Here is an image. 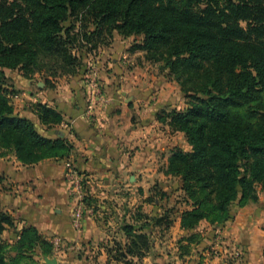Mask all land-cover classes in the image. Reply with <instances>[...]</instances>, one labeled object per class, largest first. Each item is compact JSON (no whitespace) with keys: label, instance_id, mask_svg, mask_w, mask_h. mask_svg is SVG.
<instances>
[{"label":"crops","instance_id":"crops-1","mask_svg":"<svg viewBox=\"0 0 264 264\" xmlns=\"http://www.w3.org/2000/svg\"><path fill=\"white\" fill-rule=\"evenodd\" d=\"M128 40L114 34L92 61L102 87L99 99L91 95L85 78L69 74L58 81L52 77V87L39 80L19 84L25 94L17 111L31 114L45 127L44 136H62L71 144L69 159L87 176L93 205L81 228L74 229L75 201L68 194L64 160L49 157L24 164L11 152L0 155V211L13 219L1 239L9 248L19 230L28 226L48 244L58 239L61 251L40 255L39 264L44 256H56L58 264H264L263 195L238 207L221 226L202 220L195 228L184 229L181 209L172 214L168 228L151 225L142 231H149L150 248L141 257L125 253L114 259L108 254L114 243L125 248L131 244L125 223L165 215L154 189L168 195L171 179H179L166 170L180 132L157 119L161 109L175 107L173 99L164 97V84H142L144 69L129 55ZM35 102L51 105L62 121L50 127L40 123L31 112ZM66 122L70 129L62 127ZM191 234L194 240L187 239Z\"/></svg>","mask_w":264,"mask_h":264},{"label":"trees","instance_id":"trees-1","mask_svg":"<svg viewBox=\"0 0 264 264\" xmlns=\"http://www.w3.org/2000/svg\"><path fill=\"white\" fill-rule=\"evenodd\" d=\"M73 16L70 25L64 26L63 23ZM78 21L83 23V28H88L87 23L92 24L88 33L98 37L105 29L110 39L112 30L124 37L141 33L142 48L158 51L160 56L166 54L168 68L174 72L179 67L182 72L184 68L195 69L199 78L206 81L200 86L199 93L207 98L196 97L197 103L186 110L170 109L169 112L172 129L182 130L192 146L189 152L173 148L166 170L180 178L185 201L191 203H187L190 208L180 214L182 228L193 229L202 220L221 226L233 216L232 203L241 207L257 201L254 184L260 183L264 189V0H0V66H8L4 61L10 60L1 58L5 59L11 52L32 51L30 37L37 31L36 44L48 41L52 46V58H61L62 47L75 40V34L71 40L69 32ZM62 33H66L64 38ZM100 39L104 37L100 36ZM97 46L92 43L91 49ZM16 57L18 59L11 60V65L23 67L29 64L30 58ZM59 68L65 73H74L65 68V63L59 64ZM230 105H247L250 109L248 117L258 119L259 136L242 133L232 136L216 129L209 133L204 131L205 142L199 144L194 126L196 117L218 114V120H221L230 114L239 119ZM35 106L40 123L50 127L62 121L61 113L51 105L40 103ZM5 115V111L0 112V124L14 122L25 128L22 134L25 139H32L33 151L21 136L4 132L0 137L3 141L0 153L3 154L2 148L12 150L24 164L49 157L69 159L72 146L62 136L39 135L29 120L19 116L6 118ZM173 120L181 121L177 126L179 129L172 124ZM202 161L212 164L224 186L215 200L207 203L203 202L206 198L195 192V186L200 184L201 190L206 186V183L202 184L204 178L194 169ZM85 202L92 205L89 196ZM169 213L140 224L125 223L123 229L131 244L125 248L114 243L107 249L108 254L114 259L125 253L144 255L150 248V236L149 231H142L149 230L151 225L168 228L171 219L161 222L167 220ZM7 226H13V219L10 214L0 211V234ZM194 237L191 234L187 239L194 240ZM8 245L0 236V264H21L22 260H27V255L37 251V247H40V255H50L52 250V245L32 226L19 230L18 238L10 246L14 253L10 258L5 255Z\"/></svg>","mask_w":264,"mask_h":264},{"label":"rangeland","instance_id":"rangeland-1","mask_svg":"<svg viewBox=\"0 0 264 264\" xmlns=\"http://www.w3.org/2000/svg\"><path fill=\"white\" fill-rule=\"evenodd\" d=\"M74 16L71 17L69 20L65 21L63 25L68 27L71 21L73 20ZM82 24L83 23H80L78 21L77 23H75V25H73V28L70 27L69 38L72 40L71 36L72 34H75L74 36L76 40V34H77V40L76 41L74 40L73 43L66 44L62 47L60 54L61 58H57V57H54L55 59L52 58V46L49 44L48 41L42 42V45L36 44L34 38L36 34H39L38 31L33 33L30 37V41L33 44L32 51L27 52V50L24 49L17 50L15 54H12L13 52H11V54L5 59H3L4 57L1 58V60H10V61H4L5 63H7L8 66H3V67L0 66V112L5 111L6 118H10L11 116L16 118V116H19L23 119H27L30 122H32L34 131L39 135L44 136L42 130L45 127L36 123L33 120V117H30L31 114L29 113H26V115L20 114L19 111H17L18 109L17 104H19V101L22 100L25 94L24 90L18 86L19 84H22V81H31L35 83L37 80H39L41 84L52 86V77H58L56 80H54V81H58L59 79L62 78L63 75L69 74L62 72L61 69L59 68V64L62 63H65V68L67 70H71L74 72L69 75L78 76L81 77V79L87 78L89 71L93 68L92 66H94L92 61L94 60L95 56L98 54L99 49L109 45L113 39L114 34H116L117 32L115 30H112L113 33L112 32L111 33L113 35L111 36L110 39V37H108V35L110 34H107L108 31L105 29L103 30V34L100 35L104 37V39H100V36L98 37L94 34L90 35L88 33L93 28L92 24L87 23L88 28L81 27ZM39 32H42V30H40ZM65 35L66 33L61 34L63 38L65 37ZM126 37H129L127 44V50L129 51V55L133 57V61L135 63L140 64L144 69L143 73L145 74V76H143V78L145 79L143 80L142 84H164L165 90H167V93L164 95V97L166 98L171 97V99H173V103L175 107L167 106L161 109L160 113H158L157 116L158 120L167 122L168 125L171 128H173L170 125L169 112L172 109L173 110L176 109L180 111L186 110L189 106L191 107L192 105L197 103L196 97H200L204 99L207 98L206 95L199 93L200 86H202V84L205 83L206 81L204 80L202 81L199 78L200 75L196 72L195 69L185 70L184 68V71L182 72L180 71L181 67H179L178 71L174 72L170 67L168 68V65L166 64L167 61L166 54L165 56H160L158 51H153V50L150 51L142 48L143 35L141 33L132 34ZM92 43L98 44L97 48L94 47L91 49ZM16 56L20 57L21 60L30 58L27 60L29 64H26V66L23 67L22 65H11L13 64L11 63L12 62L11 60L18 59ZM263 102H264V97H263ZM40 103L42 104L44 102H35L32 105V109H31V112L35 113L37 117H38V112L35 104H40ZM176 106H180V108ZM230 106H231V110L235 113L234 115H238L240 117L239 119H235L230 114L224 115L223 117L221 116L222 117L221 120H218L220 118V115L218 114H211L210 116H200L199 118L195 116L196 123L194 124V126H195V131L198 132L196 137L200 139V141L198 140L199 144L202 145L205 142L203 135L204 131L205 133H209L210 131L216 129H219L220 131L228 133V135L230 134L232 136L234 133H242L245 135H256L257 137L259 136L260 126L257 122L258 119L254 117H248V112L250 111V109L247 107V105H243L239 107L236 105H230ZM220 109L224 110L223 107H220ZM172 122H173L172 124L176 128H178L179 125L181 124L180 123L181 121L175 122L173 120ZM219 124L221 126H219ZM197 126L200 128V130L197 128ZM24 130L26 129L22 128V126L19 124H15L14 122H5V123L2 122L0 124V137L3 135L4 132H7L6 134L11 132L14 135L21 136L22 137L21 139L26 143V145L30 147V150L33 151L31 146L32 139L31 138L25 139V136L22 134ZM175 131L180 132V135L176 138L177 145L175 147L179 148L183 152L191 151L192 146L188 142L185 133L182 130H175ZM2 146H3V141L0 140V147ZM1 150H3V154L5 155L8 154L9 152L13 153L12 150H7L5 148H2ZM3 154L0 153V155ZM197 166H195L194 169L197 170L204 178L202 184L206 183V186L204 190L200 189L199 186L200 184L195 186L196 195H199V197H203L204 199L206 198V200L205 201L203 200V202L207 203L211 200L214 201L216 195L218 196L219 192L221 190H224L223 182L221 181L217 172L215 170L213 171V166L212 164H208V161L199 162ZM170 184H171L170 186L171 190H169L170 193H168V195H166V193H163V195H161L160 194L161 190L159 187H156L154 189L155 196L157 195L160 196V197L158 196V200H159V206H161L162 208L161 210L162 211L165 210L166 214L169 213L170 211L169 213L170 217L168 216L167 220L161 223L169 222L170 219L172 220V214L180 211L181 209L183 211L186 208H190V205H188L187 203L191 204L190 201L188 202L185 201L186 199L184 197V192L181 188L182 183L180 178L179 179L172 178ZM201 186L204 187V185ZM254 186L256 187L255 190L257 191V196L258 197L259 195L264 196V189L262 188L261 184L255 183ZM154 205L155 202L152 204V206ZM238 207L240 206H237L236 203L231 204L230 210H232L233 214L235 213ZM10 252L11 250L9 247L5 251V255L7 258L11 257L12 254ZM25 258L27 260H22L21 264H28V262L29 263L36 262L37 264L40 263V254L38 253V251H36L35 253H30ZM26 261L27 263H25Z\"/></svg>","mask_w":264,"mask_h":264},{"label":"built area","instance_id":"built-area-1","mask_svg":"<svg viewBox=\"0 0 264 264\" xmlns=\"http://www.w3.org/2000/svg\"><path fill=\"white\" fill-rule=\"evenodd\" d=\"M89 71L87 78H85L86 83L90 87V93L93 97H102V87L97 76L96 68ZM62 127L64 129H70L69 123H63ZM64 169L66 173V178L69 182L68 194L74 199L75 205L72 211L71 223L72 227L76 230L80 229L82 226V219L85 212H91V206L87 205L85 198L87 194V176L81 172L73 163L71 159H64ZM53 253L56 255L61 250V243L58 239L51 240Z\"/></svg>","mask_w":264,"mask_h":264},{"label":"water","instance_id":"water-1","mask_svg":"<svg viewBox=\"0 0 264 264\" xmlns=\"http://www.w3.org/2000/svg\"><path fill=\"white\" fill-rule=\"evenodd\" d=\"M42 264H58V260L56 256L48 257L44 256Z\"/></svg>","mask_w":264,"mask_h":264}]
</instances>
